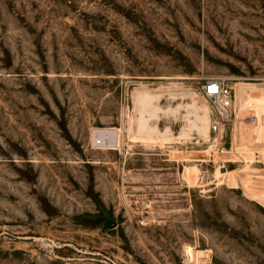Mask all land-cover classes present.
<instances>
[{"label": "rangeland", "instance_id": "374dc122", "mask_svg": "<svg viewBox=\"0 0 264 264\" xmlns=\"http://www.w3.org/2000/svg\"><path fill=\"white\" fill-rule=\"evenodd\" d=\"M237 83L264 90V0H0V264H264V96Z\"/></svg>", "mask_w": 264, "mask_h": 264}, {"label": "built area", "instance_id": "2783aa9c", "mask_svg": "<svg viewBox=\"0 0 264 264\" xmlns=\"http://www.w3.org/2000/svg\"><path fill=\"white\" fill-rule=\"evenodd\" d=\"M202 93L211 106L208 119L210 132L220 136L224 133L235 111L236 94L229 85L228 79L224 77L208 79L203 85ZM97 131L99 130L94 131L95 142L102 146H110L113 139L105 143L103 139L96 136Z\"/></svg>", "mask_w": 264, "mask_h": 264}, {"label": "bare ground", "instance_id": "6f19581e", "mask_svg": "<svg viewBox=\"0 0 264 264\" xmlns=\"http://www.w3.org/2000/svg\"><path fill=\"white\" fill-rule=\"evenodd\" d=\"M236 90L238 92V95H239V100H240V106L242 108H245L246 107V104L248 103L247 101L250 99V98H253V100H256L258 101L257 98H260L264 96V90L258 88V89H254V88H250V87H247V86H244L242 83H237L236 85ZM170 91V90H169ZM153 91H146L145 93H135V96L137 98V100L141 103H149L151 102L152 100H154L155 98L158 99V97H160L161 95L158 94L159 92L157 93H152ZM164 94V93H163ZM169 94V93H168ZM197 96V95H196ZM162 97V96H161ZM191 97V96H190ZM194 95L191 97L193 98ZM184 98V97H183ZM198 98V97H197ZM249 98V99H248ZM194 99V98H193ZM247 99V100H246ZM198 100V99H197ZM200 101V100H199ZM153 102V101H152ZM195 102V101H194ZM201 103V102H200ZM199 103V104H200ZM205 103V102H204ZM204 103H201L202 104V107H203V104ZM152 104V103H151ZM141 105V104H140ZM258 105V104H256ZM148 106V105H146ZM157 106V105H156ZM205 106H207L205 104ZM204 106V108H205ZM155 107V106H154ZM180 107V106H179ZM258 108L262 109V105H259L257 106ZM157 108V107H156ZM159 108V107H158ZM157 108V109H158ZM175 108V107H174ZM177 108V107H176ZM182 108V107H181ZM198 108V107H196ZM200 108V107H199ZM200 109L198 114L196 115V120L191 124L192 125V128L195 129L199 134L201 135H205V138L207 139L209 137V128H208V120L209 118H206L207 114H206V108L205 109ZM208 108V106H207ZM178 109V108H177ZM142 110V108H141ZM161 110V109H160ZM140 110H138L139 112ZM143 111H145V109H143ZM156 111V110H154ZM159 111V109L157 110ZM168 111V110H167ZM147 112V110H146ZM150 112V111H149ZM148 112V113H149ZM209 112V110H208ZM141 113V112H140ZM151 113V112H150ZM146 115V114H145ZM144 115V116H145ZM149 115H153V113L149 114ZM144 116H140L141 118L138 119V125H139V129H142L143 131L145 130V128H147V117H144ZM153 116H151V118L149 119H152ZM147 118V119H146ZM192 120V119H191ZM191 127V126H190ZM190 128V129H192ZM155 129V128H154ZM153 129V130H154ZM186 130V129H185ZM106 131V132H105ZM156 131V130H155ZM188 131H191V130H188ZM118 134H116L115 132H112L111 130H99L96 132V136L98 138H101L104 140L105 143H108L110 142L113 138H115L116 136V142L117 144L119 143V140H120V135H119V131H117ZM145 133H147L145 131ZM182 133H184L182 131ZM151 135V134H150ZM152 138V137H151ZM204 138V136H203ZM220 143V142H219Z\"/></svg>", "mask_w": 264, "mask_h": 264}]
</instances>
